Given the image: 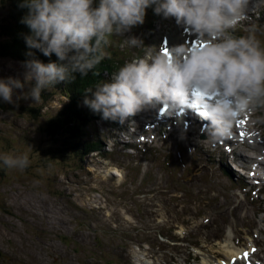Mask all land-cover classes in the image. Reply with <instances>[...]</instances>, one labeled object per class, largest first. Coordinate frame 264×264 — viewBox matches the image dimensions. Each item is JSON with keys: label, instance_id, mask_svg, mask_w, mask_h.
<instances>
[{"label": "clouds", "instance_id": "clouds-1", "mask_svg": "<svg viewBox=\"0 0 264 264\" xmlns=\"http://www.w3.org/2000/svg\"><path fill=\"white\" fill-rule=\"evenodd\" d=\"M248 5L249 0H22L19 7L28 13L20 22L31 30L25 37L28 48L59 60L25 62V81L34 85L23 98L40 103L42 90L71 81L75 73L87 76L103 58L101 48L109 37L142 25L146 10L155 6L156 14L189 26L207 46L192 51L182 45L167 54L149 48L147 58L125 63L110 82L87 90L93 96L84 104L104 120L123 123L157 103L179 108L198 87L206 95L219 93V102L207 105L208 139H227L245 116L252 117L251 125L264 123V46L254 34H235ZM125 44L139 47L143 42L130 37ZM24 87L19 79H0V99L14 104V90ZM0 163L23 172L30 160L27 153H3Z\"/></svg>", "mask_w": 264, "mask_h": 264}, {"label": "rangeland", "instance_id": "rangeland-1", "mask_svg": "<svg viewBox=\"0 0 264 264\" xmlns=\"http://www.w3.org/2000/svg\"><path fill=\"white\" fill-rule=\"evenodd\" d=\"M7 10L6 2L0 0V20ZM128 35L129 32L115 36L116 42H123ZM258 39L264 46V28L259 32ZM121 50L126 51V46ZM25 72V64L8 57H0V79L13 77L25 84L23 89L14 90L13 99L16 103H7L11 107L0 108V154L17 156L27 153L30 160L29 167L23 172L9 170L0 163V246L6 251L2 262L4 264H79L81 261L91 259L94 264L98 260L101 264H108L101 258L95 257L97 253H93L97 238L95 234L101 226L95 218L106 221L96 216V212L91 211L86 216L91 218L92 224L76 218L82 211L99 206H107L109 210L113 206L115 211L119 212L118 215L125 214L126 222L131 220L132 224L136 225L134 231L125 233L131 238L128 241V251L132 250L134 253L132 263L159 264L163 259H168L171 255L168 252H161L157 245L159 240L156 238V227L176 228L178 218L185 208L191 202L205 197L204 185L199 186V179L206 170L202 169L199 163L191 160L185 152L178 153L175 149L173 153L178 160L177 165L175 164L176 173L187 174L188 181L183 182L181 186L188 188H181L178 199L172 205L174 215L172 222H167L166 225L159 222L161 209L154 222L151 221L150 213L141 216V209H138L140 218L136 221L127 210H120L114 205L115 200L111 197L112 187L104 183V174L97 175L96 172L94 174L93 164L97 162L95 155L81 161L77 156L78 152L71 150L70 145L62 148L61 141L47 133L44 127L47 118L56 115L62 106H65L69 101L68 96L60 95L61 93L55 96L49 95L51 91L48 89L47 94L51 97V101L44 106L42 109L44 114L38 118H32L30 113L18 110V104L22 102L35 103L30 97L23 98L34 85V81L31 84L25 81ZM43 103L42 96L41 102L35 105L39 107ZM92 127L95 131H99L95 125ZM88 129V132L92 131L90 126ZM200 140L201 138L198 137L190 140L191 145L194 147ZM103 141L105 143L106 136ZM212 147L207 146L204 149L214 150ZM57 148L61 150L59 154ZM104 148L106 150V147L101 146V149ZM98 165L101 166L100 163ZM211 186L216 190L215 196L219 201L221 198L225 199V204L221 207L223 216L226 220L233 219L234 223L240 225L241 220L234 218L231 213L233 207L227 208L230 191L223 185ZM250 212L252 215L255 214L254 209ZM99 214L103 217L107 215L103 212ZM149 225L155 228L152 230L145 228ZM131 227L133 225L128 229L132 230ZM117 230L120 231V228L117 227ZM65 237L71 242L70 250L76 249V253L67 252L69 248L65 244ZM243 237L246 238V235ZM148 240L152 244L155 243V249L151 250L145 242ZM74 241L78 242L79 249L75 248ZM138 243H141V249L137 247ZM161 247L163 248L164 245Z\"/></svg>", "mask_w": 264, "mask_h": 264}, {"label": "trees", "instance_id": "trees-1", "mask_svg": "<svg viewBox=\"0 0 264 264\" xmlns=\"http://www.w3.org/2000/svg\"><path fill=\"white\" fill-rule=\"evenodd\" d=\"M4 2H6L8 10L0 20V57H8L23 64L31 59H38L45 64L59 62L55 54L48 57L37 49L28 48L25 37L31 35V30L27 25L20 22L28 13L27 8L19 7L22 0H4ZM98 2L99 0H95L96 4ZM29 52L34 55L29 56ZM90 72L87 76L75 73L71 81L60 82L49 89L51 91L49 95L61 93L60 95L68 96L70 101L56 115L47 118L44 127L47 133L61 141L62 148L70 145V148L74 149L75 152L86 151L93 147V142L83 137L86 129L84 128V122L81 120L85 118V114L88 115V112L84 110V100L88 95L86 88L95 82L97 76V70ZM47 92L48 89L41 92V97H44L43 105L36 107V102H22L18 104V110L30 113L33 116L32 118L40 117L44 114L42 111L44 106L51 101V97ZM7 107H11V105L0 99V108L5 109ZM58 148L59 154L61 150Z\"/></svg>", "mask_w": 264, "mask_h": 264}, {"label": "bare ground", "instance_id": "bare-ground-1", "mask_svg": "<svg viewBox=\"0 0 264 264\" xmlns=\"http://www.w3.org/2000/svg\"><path fill=\"white\" fill-rule=\"evenodd\" d=\"M90 151H92V153L94 152L95 153V151L96 150H94V149H91ZM215 187V186H214ZM216 188V187H215ZM223 190V189H222ZM58 193V192H57ZM60 193V192H59ZM7 196V195H6ZM3 209V208H2ZM6 209V208H5ZM87 230V229H86ZM93 230V229H92ZM236 243H237V241L234 239V237H233V234H231L230 236H226V241H225V243H224V245H223V250L224 251H226V250H230V251H236V252H238L239 251V248L238 247H236L235 245H236ZM3 253V252H2ZM32 256V255H31ZM61 257V256H60ZM58 259V258H57ZM0 260H1V258H0Z\"/></svg>", "mask_w": 264, "mask_h": 264}, {"label": "snow or ice", "instance_id": "snow-or-ice-1", "mask_svg": "<svg viewBox=\"0 0 264 264\" xmlns=\"http://www.w3.org/2000/svg\"><path fill=\"white\" fill-rule=\"evenodd\" d=\"M206 46H207L206 44L201 45V47H206ZM167 53H168L167 50H165V54H167ZM244 255L246 257L247 256V253H245Z\"/></svg>", "mask_w": 264, "mask_h": 264}]
</instances>
